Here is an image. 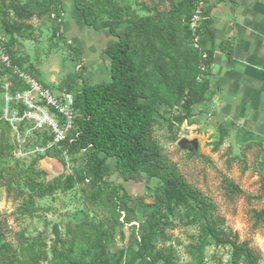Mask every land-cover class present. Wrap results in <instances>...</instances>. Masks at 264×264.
<instances>
[{"label": "rangeland", "instance_id": "1", "mask_svg": "<svg viewBox=\"0 0 264 264\" xmlns=\"http://www.w3.org/2000/svg\"><path fill=\"white\" fill-rule=\"evenodd\" d=\"M75 1L0 0V34L41 82L74 90L110 80L109 25L128 32L139 94L162 115L149 136L159 172L192 194L179 203L161 179L116 172L114 160L99 188L84 178V151L42 153V139L17 141L0 126V264H264V149L205 104L210 23L197 46L193 0ZM6 79L0 67V89ZM205 83L188 111L189 89Z\"/></svg>", "mask_w": 264, "mask_h": 264}, {"label": "trees", "instance_id": "2", "mask_svg": "<svg viewBox=\"0 0 264 264\" xmlns=\"http://www.w3.org/2000/svg\"><path fill=\"white\" fill-rule=\"evenodd\" d=\"M72 1L78 7V3ZM193 8L194 0L192 10ZM205 15L207 16V12ZM84 20L87 22L86 17ZM207 22L206 20L205 25ZM109 26L117 39L105 49L111 58L110 80L97 83L83 82L74 90L68 89L75 96V107L79 112L77 123L81 133L72 147L84 151V178L99 188H105L106 170L109 163L114 160L116 172H144L159 178L177 202L184 203L192 193L184 189L176 177L160 174L157 156L149 146L151 128L162 115L160 107L155 103L156 99L144 91L142 96L139 94L131 35L128 32L117 33L111 25ZM9 50L12 54L15 53L10 45ZM208 59L212 64V48ZM14 62L23 67L16 53ZM0 67L5 75H10L2 65ZM31 72L35 75L33 71ZM35 77L37 78L36 75ZM207 85L208 83H205L200 91L189 89L185 105L188 111L203 98L205 94L202 92L207 90ZM1 93L0 89V107ZM0 126L9 130L8 125L2 122ZM121 188L123 196L130 199L131 195L125 186L122 185ZM245 254L251 256L248 251H245Z\"/></svg>", "mask_w": 264, "mask_h": 264}, {"label": "crops", "instance_id": "3", "mask_svg": "<svg viewBox=\"0 0 264 264\" xmlns=\"http://www.w3.org/2000/svg\"><path fill=\"white\" fill-rule=\"evenodd\" d=\"M206 12L214 34L205 104L240 142L264 149V0H212Z\"/></svg>", "mask_w": 264, "mask_h": 264}, {"label": "built area", "instance_id": "4", "mask_svg": "<svg viewBox=\"0 0 264 264\" xmlns=\"http://www.w3.org/2000/svg\"><path fill=\"white\" fill-rule=\"evenodd\" d=\"M211 1L194 0L188 19L192 41L197 46ZM14 57L7 39L0 34V65L10 73L1 86L0 122L8 125L17 141L42 139V146L38 149L42 153L53 148L72 147L81 133L74 94L68 89H54L44 84L30 70L15 63ZM206 67H201L203 74L207 72ZM21 157L20 153L17 160ZM19 166V163L15 165L16 168Z\"/></svg>", "mask_w": 264, "mask_h": 264}, {"label": "water", "instance_id": "5", "mask_svg": "<svg viewBox=\"0 0 264 264\" xmlns=\"http://www.w3.org/2000/svg\"><path fill=\"white\" fill-rule=\"evenodd\" d=\"M185 143L183 142L182 145H184ZM52 234L54 235L55 239L57 241H59V237H60V228L57 224H55L52 228Z\"/></svg>", "mask_w": 264, "mask_h": 264}]
</instances>
